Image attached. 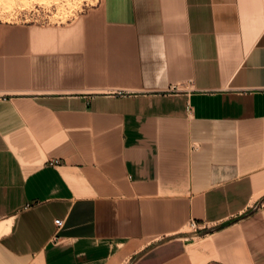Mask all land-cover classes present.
<instances>
[{
	"label": "crops",
	"instance_id": "obj_1",
	"mask_svg": "<svg viewBox=\"0 0 264 264\" xmlns=\"http://www.w3.org/2000/svg\"><path fill=\"white\" fill-rule=\"evenodd\" d=\"M0 264H264V0L0 23Z\"/></svg>",
	"mask_w": 264,
	"mask_h": 264
},
{
	"label": "rangeland",
	"instance_id": "obj_2",
	"mask_svg": "<svg viewBox=\"0 0 264 264\" xmlns=\"http://www.w3.org/2000/svg\"><path fill=\"white\" fill-rule=\"evenodd\" d=\"M100 0H0V23L52 26L75 23Z\"/></svg>",
	"mask_w": 264,
	"mask_h": 264
},
{
	"label": "built area",
	"instance_id": "obj_3",
	"mask_svg": "<svg viewBox=\"0 0 264 264\" xmlns=\"http://www.w3.org/2000/svg\"><path fill=\"white\" fill-rule=\"evenodd\" d=\"M187 111H190V107H187ZM52 166L58 165V161H53L50 163ZM55 225L59 228L62 225V221L55 220ZM211 231V227L197 224L195 221L191 220L186 226V230L182 232L185 240H191L197 236L208 234Z\"/></svg>",
	"mask_w": 264,
	"mask_h": 264
}]
</instances>
